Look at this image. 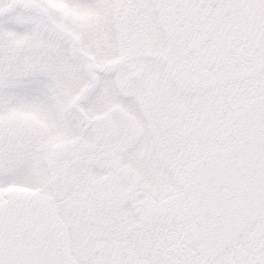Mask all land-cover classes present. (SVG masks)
<instances>
[{
  "label": "snow or ice",
  "instance_id": "obj_1",
  "mask_svg": "<svg viewBox=\"0 0 264 264\" xmlns=\"http://www.w3.org/2000/svg\"><path fill=\"white\" fill-rule=\"evenodd\" d=\"M0 264H264V0H0Z\"/></svg>",
  "mask_w": 264,
  "mask_h": 264
}]
</instances>
